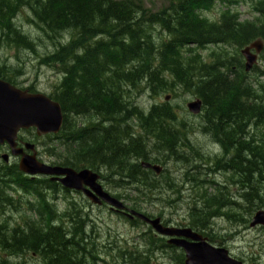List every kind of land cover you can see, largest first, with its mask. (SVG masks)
Here are the masks:
<instances>
[{"label":"trees","instance_id":"obj_1","mask_svg":"<svg viewBox=\"0 0 264 264\" xmlns=\"http://www.w3.org/2000/svg\"><path fill=\"white\" fill-rule=\"evenodd\" d=\"M237 1L167 0L151 11L138 0H0V48L35 55L44 46L39 44L42 37L50 42L42 61L56 65L58 75L48 96L63 113L59 133L47 136L51 144L46 151L55 164L97 167L115 190L113 195L137 211L143 210L138 199H159L161 191L171 192L173 203L183 199L187 182L188 225L207 230L212 242L219 237L210 227L215 216L247 224L254 209H264V85L258 81V90L249 80L254 76L247 78L239 53L261 39L262 70L255 66L253 71L264 77V0L248 1L254 12L251 20H240L231 8ZM216 4L223 7L219 17H205L203 12ZM22 13L40 37L22 30L16 21ZM211 46L207 61L202 51ZM21 72L19 65L0 58V79L15 85ZM178 90L201 101L197 128L220 146V153L204 154L192 143L193 126L171 103L143 108L135 102L136 92L159 96ZM169 158L187 165L183 183L166 175L165 168L157 175L140 165H163ZM216 168L226 175V183L214 187L215 181L204 177L215 175ZM230 185L241 205H231ZM61 189L68 204L62 210L54 202ZM68 194L58 183L31 179L15 161L0 158V208L20 211L19 223L12 227L0 218V264H27L23 259L29 255L39 264H98L103 255L113 264H161L153 263L161 253L167 260L162 264H183V252L150 227L139 232L138 242L121 247L114 241L102 253L83 203L68 199Z\"/></svg>","mask_w":264,"mask_h":264},{"label":"rangeland","instance_id":"obj_2","mask_svg":"<svg viewBox=\"0 0 264 264\" xmlns=\"http://www.w3.org/2000/svg\"><path fill=\"white\" fill-rule=\"evenodd\" d=\"M141 4L146 7L148 10L155 11L161 8L163 5L167 3V0H138ZM250 0H239L236 3L231 5V8L234 9L238 14L240 20H251L254 18V12L251 9ZM223 7L219 4H216L211 10L203 12V15L209 19L216 20L219 17V13L221 12ZM25 14H20V16L16 19V21L20 24V27L25 32H29L32 37H40L41 34L36 31L35 27L30 25L26 20ZM26 32V33H27ZM43 42L39 44H43L47 46L46 50L38 47L37 53L32 55L28 52H15L10 48H0V58L5 60L7 65L12 66H20L22 72L19 76L14 78L15 86L19 88H28L32 87L34 90L44 93L48 95L52 91V86L55 83L57 77V71L53 70L56 67L54 64H46L42 61V58H45L46 54L49 52L48 44L50 42L45 41V38L42 37ZM216 48V47H214ZM212 49V46L206 48L202 51V55L205 59L208 58V53ZM52 50V49H51ZM47 51V52H46ZM259 61L256 63V67L262 70L260 57ZM207 61H209L207 59ZM249 80L254 82L255 88L257 89V82L260 81L264 85V77L263 76H255V72L253 69L248 73V77H252ZM259 90V88H258ZM264 94V91H263ZM136 99L135 102L139 104L143 108H147L152 103H161V102H169L174 106V110L179 117H183L187 122H189L190 126H193L191 129L189 136L192 143L198 147L204 154L206 153H219V147L213 143V140L208 138L200 129H198V122L200 118L198 115L190 114L186 109V104L192 101L195 96L189 92H183L181 90L176 91V94L172 92H165L159 96H148L146 93H135ZM167 97V99H165ZM163 100V101H162ZM262 131H264V124L261 126ZM23 134L27 137L32 138L36 142L37 156L39 157V161L49 163L53 156L50 155L49 152L46 151L50 147L51 141L47 136H36L35 131L31 130H23ZM35 137V138H34ZM172 159V158H169ZM13 161V159H10ZM50 164V163H49ZM162 168H165L166 175H169L173 178V180L179 184L184 182L185 179V169L187 165L184 163L176 162L175 159L168 160V162L161 164ZM214 176H205L206 180L215 181L214 187H216L219 183H226L224 173L221 172L219 168L213 169ZM158 175V174H157ZM165 175V176H166ZM165 176L161 177L160 180L163 181ZM167 182V181H166ZM209 182V181H208ZM106 190H108L111 194L114 193V189L109 187L108 185H103ZM207 186V185H206ZM183 199L176 201L173 203L172 193L169 191H161L162 199H160V195H158L159 199H153L149 202H142L140 199V203L142 204L143 210L138 211L147 216L143 211H148L149 213H153L156 215L159 211L163 212L165 219L172 222H180L185 223L188 216V203L189 198L191 196V190L189 183H183ZM208 191H211L212 188L208 186ZM237 192L235 188L230 185V196L232 200H230L231 205L234 203V199L237 198ZM68 199H73L76 202L83 203V212L88 213L91 218L90 226L93 224L95 232L98 233L96 238L97 249L103 250L102 253H106L114 246V241H120L119 244L121 247H126V245H132V242H138L139 238L137 237L139 232L147 227H152L145 222L139 220L143 224L135 226L125 219L113 213V211H109L107 207L93 205L92 203H86L81 201V199L75 195V192L69 193L67 195ZM143 198V197H142ZM180 198V196H179ZM124 201V200H123ZM58 209L62 210L66 208L68 205L63 199V192H58V197L54 199ZM125 207L130 208L128 206V202L124 201ZM243 201L239 202L241 205ZM170 206V207H169ZM0 218H4L6 222L10 223V227L19 223V212L18 210H14L13 208L4 207ZM24 212L25 208H21ZM132 209V208H130ZM228 209H224L223 211H227ZM264 210V209H262ZM137 211V210H136ZM255 209L253 210V212ZM252 212V214H253ZM24 214V213H22ZM27 214V213H26ZM228 214V213H227ZM251 214V215H252ZM153 215V216H154ZM240 214H238V218H240ZM148 217V216H147ZM251 218V216H250ZM249 218V219H250ZM13 219H18V222H13ZM233 221V220H232ZM229 221L226 216L219 215L215 216L210 224L212 235L219 236L216 240L217 242H221L222 246L229 247V251L231 252V256L233 258H241L243 259L245 264L257 263L264 264V225H256L254 227L249 226V222L247 224H241L240 222L235 223L234 221ZM90 229V228H89ZM154 231V230H153ZM91 236L92 233L90 232ZM228 241H232L231 243H226ZM226 248V247H225ZM1 253V251H0ZM5 257V254H3ZM98 264H104L102 260H108L111 264H113V260L111 257H106L103 255ZM16 260L20 258H15ZM27 264H39L38 259L33 257L32 255L26 256L23 259ZM157 260V261H156ZM10 261H14V259L10 258ZM167 260L163 257V254H157L153 259V263H163Z\"/></svg>","mask_w":264,"mask_h":264},{"label":"water","instance_id":"obj_3","mask_svg":"<svg viewBox=\"0 0 264 264\" xmlns=\"http://www.w3.org/2000/svg\"><path fill=\"white\" fill-rule=\"evenodd\" d=\"M261 49L262 42L255 40L240 50L245 60V71H249L256 64ZM201 106L199 99L186 104L188 112L193 115L200 113ZM62 119V111L58 102L45 94L30 93L0 79V144L6 143L11 156L18 157L19 171L31 176H54L63 187L81 191L93 203L104 202L111 209L121 211L130 219L135 217L145 222L157 234L171 237L168 243L182 249L185 256L184 264H243L242 261L231 257L226 248L209 244L205 238L190 228L165 227L160 223L159 217L149 218L138 211L126 208L121 200L102 188L96 172L87 168L76 171L68 166L48 165L37 159L34 144L23 143V148L31 153H26L23 148L17 146V135L20 130L34 128L38 136L57 134L61 128ZM1 157L4 161L8 159L7 154ZM141 166L151 169L156 174L162 170L160 165L144 161L141 162ZM256 225H264V210L262 209L255 211L249 222L250 227Z\"/></svg>","mask_w":264,"mask_h":264},{"label":"flooded vegetation","instance_id":"obj_4","mask_svg":"<svg viewBox=\"0 0 264 264\" xmlns=\"http://www.w3.org/2000/svg\"><path fill=\"white\" fill-rule=\"evenodd\" d=\"M252 52H254V49H252ZM259 57L260 56H258V59H259ZM242 60V62H243V60L244 59H241ZM243 68H244V62H243ZM254 98H255V100H257V94H255V96H254ZM247 138H249V139H251V142H252V144H254V143H256V139H252L251 138V136H249V135H247L246 136ZM238 139H241V136L238 138ZM18 143H17V146L18 147H21L22 145H23V143H24V141H30V142H33L34 143V145L36 146V142H35V140H33L32 138H29V137H27L25 134H23L22 133V131H20V133L18 134ZM213 143L214 144H216L218 147H219V150H220V146L216 143V142H214L213 141ZM37 147V146H36ZM21 148H23V147H21ZM24 149V148H23ZM221 152V151H220ZM219 152V153H220ZM3 154H7L8 156H9V159H11V156H10V150H9V148H8V146L6 145V144H0V157L1 156H3ZM37 154H38V152L36 153V157L37 158H39L38 156H37ZM208 154V153H207ZM215 154H217V153H215ZM218 158V157H217ZM14 159V158H13ZM15 161H17L18 160V158L17 159H14ZM51 165H54L55 164V159H54V157L52 158V160L49 162ZM48 163V164H49ZM216 163V162H215ZM57 165H60V164H57ZM214 165H216V164H214ZM63 166H65V165H63ZM217 166V165H216ZM71 167V166H70ZM218 167V166H217ZM72 168H74V167H72ZM84 168H87V167H81V168H74L76 171H79V170H81V169H84ZM88 169H90V168H88ZM92 171H94V172H96L98 175H99V180H98V182L102 185V187L104 188V189H106L103 185H108V183H106V181H107V179H104L103 177H102V175H101V170L100 169H98L97 167H96V169H91ZM214 176V175H213ZM43 178H46V179H48L50 182H53V183H58L59 181L56 179V178H54V176H44ZM59 184V183H58ZM60 185V184H59ZM61 186V185H60ZM62 188V187H61ZM66 190V189H65ZM60 191H62V189L60 190ZM236 191V190H235ZM49 193H51L50 191H48ZM68 193H72L71 191H68ZM75 195H77L80 199H81V201L83 202V200H84V202H86V203H89L88 202V200H86L84 197H83V195H82V193H75ZM231 200H232V198H231ZM242 200L241 199H239V198H235L234 199V203H236V204H239V202H241ZM126 204V203H125ZM105 204L102 202V203H100L99 205H97V206H104ZM107 207V206H106ZM107 209L109 210V211H113V213H116V215H118L119 217H121V218H123V219H125L126 221H128V222H130L131 224H132V222L134 221V218L133 219H130V218H128V220L126 219V216L123 214V213H121V212H118V211H114V210H112L111 208H109V207H107ZM157 216V215H156ZM151 217V216H150ZM159 218H160V223L163 225V226H165V227H174V228H190L192 231H194V232H196L197 234H199V235H201L203 238H205V240H206V242H208L209 244H211V245H214V246H222V244H221V242L219 241V242H217L216 240L214 241V242H212V241H210L209 240V237H208V235H207V230L206 231H197V230H195V229H193V228H191L188 224H189V221H188V216H187V220L185 221V223H180V222H172V221H168V220H166L165 219V216H164V214H163V212H161L160 213V215L158 216ZM162 238H164V241L167 243V241H168V238L167 237H162ZM175 238H177V237H175ZM226 242V241H225ZM232 241H228V242H226V243H231ZM168 244V243H167ZM223 247H226L227 249H228V251H229V247L227 246V244L225 245V246H223ZM179 250L180 251H182L180 248H179ZM229 253H230V255H231V252L229 251ZM184 255V254H183ZM238 259H241V258H238ZM242 261H244L243 259H241ZM245 262V261H244Z\"/></svg>","mask_w":264,"mask_h":264},{"label":"bare ground","instance_id":"obj_5","mask_svg":"<svg viewBox=\"0 0 264 264\" xmlns=\"http://www.w3.org/2000/svg\"><path fill=\"white\" fill-rule=\"evenodd\" d=\"M241 62V61H240ZM243 62H244V60H243ZM241 65V64H240ZM243 66V65H242ZM163 101V100H162ZM204 173V172H203ZM181 197H183V195H181ZM178 202V201H177ZM78 239V238H77Z\"/></svg>","mask_w":264,"mask_h":264}]
</instances>
